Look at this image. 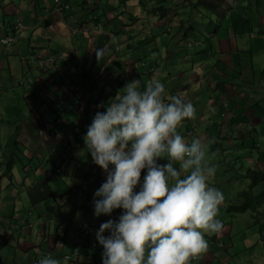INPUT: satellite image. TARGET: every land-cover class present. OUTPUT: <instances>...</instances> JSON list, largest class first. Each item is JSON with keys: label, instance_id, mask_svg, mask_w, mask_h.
Wrapping results in <instances>:
<instances>
[{"label": "crops", "instance_id": "1", "mask_svg": "<svg viewBox=\"0 0 264 264\" xmlns=\"http://www.w3.org/2000/svg\"><path fill=\"white\" fill-rule=\"evenodd\" d=\"M60 1L69 8L55 9L54 0H0V39L20 34L13 44L0 43V149L15 133L23 152L20 168L13 165L10 178L0 176V264H38L45 252L55 257L71 253L72 231L80 222L99 225L117 217L120 209L111 217L92 214L93 192L105 174L86 153L83 134L94 113L133 78L140 90L159 79L168 96L193 104L194 116L182 120L177 132L186 143L199 138L210 164L220 162L215 153L231 160L244 151L245 167L264 173L262 0H163L168 5L162 18L176 26L192 24L198 34L199 48H191L190 55L182 45L185 35L162 51L135 0H117L111 7L91 0ZM70 13L76 23L70 22ZM198 14L206 22L195 21ZM97 48L103 50L99 59ZM144 56L152 66L142 63V70L135 61ZM159 162H167L166 157ZM218 169L215 165L218 180L210 182L223 193L217 211L222 229L205 234L208 250L191 264H264V232L242 231L243 221L234 232L229 222L235 214L226 211L231 201L241 199L240 190L248 189V178L230 165L228 171ZM261 191L264 180L251 189ZM250 215L264 224V203ZM95 241L94 235L82 237L77 256L59 257L60 264H101Z\"/></svg>", "mask_w": 264, "mask_h": 264}, {"label": "clouds", "instance_id": "2", "mask_svg": "<svg viewBox=\"0 0 264 264\" xmlns=\"http://www.w3.org/2000/svg\"><path fill=\"white\" fill-rule=\"evenodd\" d=\"M60 3L69 8L67 2ZM68 17L77 22L73 13ZM15 24L21 25L19 20ZM95 52L99 59L103 50ZM138 83L136 78L126 82L124 91L96 111L86 126L84 148L105 174L93 192L92 214L111 217L115 209L121 211L99 225L80 222L72 231V252L78 253L82 237L94 235L80 232L87 224L98 227L94 237L102 251L101 264H191L208 250L205 234L222 229L217 211L223 193L210 182L215 165L205 159L199 138L186 143L177 132L182 120L194 116L193 104L168 96L159 79L150 80L143 90ZM165 157L167 162L160 163ZM71 253L55 257L45 252L36 261L60 264L59 257Z\"/></svg>", "mask_w": 264, "mask_h": 264}, {"label": "rangeland", "instance_id": "3", "mask_svg": "<svg viewBox=\"0 0 264 264\" xmlns=\"http://www.w3.org/2000/svg\"><path fill=\"white\" fill-rule=\"evenodd\" d=\"M92 3L94 2H99L100 5L106 6V7H111L115 6L117 4V0H91ZM123 1H128V0H123ZM142 1V3H140ZM135 4L137 5L139 12H140V17L141 21L146 24L148 27H150V30L153 31L155 38L157 39L158 42V47L161 48L162 51H165V46L167 42H171L172 39L179 38L181 35H185V40L182 41V45L185 47L186 53L190 55L191 48L193 49L192 51H196L199 48L198 45V34L193 32L191 30L190 25L192 24H187L186 26H176L172 24L169 20H166L165 18H162V14L164 13L165 9L168 5V3H165L163 0H135ZM198 11H201L200 6L197 7ZM202 20L203 22H206V18L202 16L200 18V14L198 16H195V21ZM155 21L156 26L155 28L152 27V22ZM195 26L197 25V22L195 23ZM191 44H193L191 46ZM247 45H249V42L247 41ZM198 52V51H197ZM195 52L194 54H196ZM147 56H144L141 60V58H137L135 61L136 66L139 69L144 70L145 68L143 67L142 63H145L146 65L150 64L152 66L151 62L146 58ZM144 59V60H143ZM104 62V61H103ZM161 62V60H160ZM162 63V62H161ZM185 65H188V62H185ZM104 65V64H103ZM110 66V71L111 72H118V69L115 67L114 64L108 65V63L105 65V67ZM163 70V67L162 69ZM166 72V71H164ZM235 142V139H234ZM230 150H232V154L235 151V146L231 147ZM217 156H219L220 162L218 164L219 169L218 172L221 170H229L228 166L230 165L231 167L235 169H240L241 163L239 162L241 160L242 164L246 166V157H245V152L239 156V161H236L234 159L235 156H231L232 159L229 160L228 158H225L221 153H215ZM227 155V154H225ZM17 159V158H16ZM15 159L14 163L12 166L16 165V167L20 168V164L18 161ZM214 179L218 180L217 174H214ZM256 193V192H255ZM259 193V192H258ZM238 200L242 199H237L235 198L233 202H237ZM232 202V201H231ZM230 202V203H231ZM227 208V207H226ZM227 211V210H226ZM227 213L231 216V214H235L234 216L231 217L230 219V224L232 225L233 231H239L241 230V223L243 221V225L245 226V230H242L246 233L252 232V231H257L258 233H263L264 232V225L262 219H254L250 214H253L254 212L252 210H245V212H228Z\"/></svg>", "mask_w": 264, "mask_h": 264}, {"label": "trees", "instance_id": "4", "mask_svg": "<svg viewBox=\"0 0 264 264\" xmlns=\"http://www.w3.org/2000/svg\"><path fill=\"white\" fill-rule=\"evenodd\" d=\"M142 3V1H140ZM19 141L16 138V134H11L6 142L3 144V146L0 149V157L1 162L0 164L3 165V171L0 173V176L7 175L8 177H11V168L12 164L14 163L15 159L17 161L23 160V152L21 148L18 147ZM19 152V154L17 153ZM31 160L28 158V161ZM236 161H239V159H235ZM241 163L240 166V174L239 177L241 178H248L249 185L248 189H242L239 192V196L241 197L242 201L240 200L239 203H229L227 205L226 210L228 212H245V210L249 209L253 212L257 211V209L261 206V204L264 203V192L261 191L259 193H251V189L253 190L254 186L257 185V183L264 180V173L260 171L258 168H251L250 166L245 167L241 160L239 161ZM25 163V162H23ZM9 177V178H10ZM264 225V224H263Z\"/></svg>", "mask_w": 264, "mask_h": 264}, {"label": "built area", "instance_id": "5", "mask_svg": "<svg viewBox=\"0 0 264 264\" xmlns=\"http://www.w3.org/2000/svg\"><path fill=\"white\" fill-rule=\"evenodd\" d=\"M264 1V0H263ZM54 2L56 3V9L61 11V10H65L67 8V4H63V3H59V0H54ZM71 21L72 22H76V20L74 18H71ZM72 32L73 33H77L78 32V28L76 26H74L72 28ZM18 35L17 34H14V35H9V36H5L4 38H2L0 41L2 43H11V42H15L17 39H18ZM98 227H90L88 226L87 224H83L80 228V232H84V233H89L91 232L92 234L95 235V229H97ZM105 235H107V232L104 233ZM75 239L77 240L78 238L75 237ZM72 254L76 255L77 254V251L76 249L72 252ZM70 255H65V258H69Z\"/></svg>", "mask_w": 264, "mask_h": 264}, {"label": "bare ground", "instance_id": "6", "mask_svg": "<svg viewBox=\"0 0 264 264\" xmlns=\"http://www.w3.org/2000/svg\"><path fill=\"white\" fill-rule=\"evenodd\" d=\"M55 9H56V8H55ZM1 168H2V167H1ZM0 171H1V170H0ZM3 171H5V170H3ZM9 177H10V176H9ZM65 200H66V199H65ZM65 200H64V201H65ZM70 255H71V254H70ZM59 259H60V258H59ZM78 260H79V259H78Z\"/></svg>", "mask_w": 264, "mask_h": 264}]
</instances>
